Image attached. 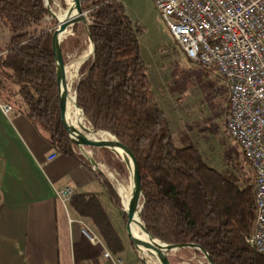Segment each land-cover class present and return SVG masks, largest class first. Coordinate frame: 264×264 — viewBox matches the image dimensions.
Masks as SVG:
<instances>
[{
	"label": "trees",
	"instance_id": "1",
	"mask_svg": "<svg viewBox=\"0 0 264 264\" xmlns=\"http://www.w3.org/2000/svg\"><path fill=\"white\" fill-rule=\"evenodd\" d=\"M81 5L94 53L80 65L76 103L93 128L111 133L136 156L145 196L140 217L146 230L167 244L193 237L216 264H264V256L247 242L254 220L253 181L242 187L230 172L209 166L195 146L175 144L140 56L143 29L124 4L81 0ZM48 14L44 0H0V24L10 33L0 48V98L21 112L56 151L91 169L60 122L51 44L57 22L46 25ZM78 27L73 26L75 36ZM65 45L62 41V53ZM100 150L108 163L123 166L112 151ZM95 175L119 207L111 184ZM69 203L91 220L113 253L124 250L95 194L74 193ZM92 251L84 245L75 254L90 259L98 254ZM194 252L186 248L177 254Z\"/></svg>",
	"mask_w": 264,
	"mask_h": 264
},
{
	"label": "rangeland",
	"instance_id": "2",
	"mask_svg": "<svg viewBox=\"0 0 264 264\" xmlns=\"http://www.w3.org/2000/svg\"><path fill=\"white\" fill-rule=\"evenodd\" d=\"M120 1L131 19L137 21L143 29L138 38L140 56L148 69L151 88L158 104L168 118L175 144L181 147L195 146L209 166L222 173L230 172L238 179L237 182L242 187L253 181V172L245 161L241 148L229 136L225 128L228 89L223 78L215 70L206 69L185 56L171 36L153 0ZM49 4L54 15L63 12L66 8V0H49ZM52 13L46 15L48 17L45 19L46 25H53V19L56 20ZM56 22L54 27L58 24L57 20ZM77 24L79 25L76 32L78 40L75 42L77 36L73 33V28L63 39L66 43L63 57L72 65H79L90 45L82 24ZM2 27L5 26L0 24V45L6 42V36L10 34L7 28L3 33ZM79 78L78 69L71 84L73 94ZM86 122L89 123L87 120ZM77 149L80 154H85L87 158L81 155L89 162L93 171L108 181L116 192L119 207L110 199L102 200L110 222L126 243L125 250L116 254L121 255L131 264H158L151 257L141 256L133 249L125 232L126 215L114 181L103 171V168L107 169L115 179L128 184L130 175L126 165L120 158L123 166L108 163L107 156L98 147L83 149L77 147ZM88 158L94 160L99 169H94ZM77 220L81 229L83 227L89 230L94 229L89 220L83 218H77ZM79 243L82 246L90 244L83 234L80 235ZM74 246H72L73 250ZM194 253L191 255L176 253L177 255L170 256L169 260L171 264H206L196 251ZM71 257L77 264L74 252ZM182 261L185 262L179 263ZM85 264H97V261L91 260Z\"/></svg>",
	"mask_w": 264,
	"mask_h": 264
},
{
	"label": "built area",
	"instance_id": "3",
	"mask_svg": "<svg viewBox=\"0 0 264 264\" xmlns=\"http://www.w3.org/2000/svg\"><path fill=\"white\" fill-rule=\"evenodd\" d=\"M153 2L185 56L215 70L225 81V128L253 172L254 220L247 242L264 256V0ZM0 109L4 114L13 112L1 98ZM73 195L68 186L57 191L65 209ZM68 222L74 219L68 216ZM81 231L100 248L103 262L99 264H131L113 253L101 236L84 227Z\"/></svg>",
	"mask_w": 264,
	"mask_h": 264
},
{
	"label": "crops",
	"instance_id": "4",
	"mask_svg": "<svg viewBox=\"0 0 264 264\" xmlns=\"http://www.w3.org/2000/svg\"><path fill=\"white\" fill-rule=\"evenodd\" d=\"M2 28L4 33L6 27ZM6 37L0 48L10 34ZM50 155L55 156L48 159ZM66 186L74 193L95 194L106 212L102 200L109 196L92 168L56 151L14 107L10 114L0 109V264H75L71 254L83 248L77 218L89 220L91 231L101 236L70 203L64 208L57 191ZM68 216L74 222L69 223ZM87 246L98 254L90 259L75 254L77 264L102 263L100 248Z\"/></svg>",
	"mask_w": 264,
	"mask_h": 264
},
{
	"label": "water",
	"instance_id": "5",
	"mask_svg": "<svg viewBox=\"0 0 264 264\" xmlns=\"http://www.w3.org/2000/svg\"><path fill=\"white\" fill-rule=\"evenodd\" d=\"M45 5L49 13H52L50 10L49 0H44ZM66 17L63 20L57 18L54 15V18L58 21L56 27H54L51 37L52 50L55 58L56 64V83H57V102L59 108L60 122L65 128L68 138L71 143L75 144L78 148L83 149L84 147H98V148H107L113 153H115L122 162L126 165L131 182V191L128 200V209L124 211L126 215L125 222V232L132 243L133 249L137 251L141 256H149L154 259L158 264H171L169 257L176 254L178 251L186 248L195 250L198 255L203 259L206 264H216L209 253L202 247L193 237H186L182 241L176 244H167L160 241L153 235H151L145 228L141 217L140 212L144 205V191L142 188V180L140 167L137 161L136 156L133 151L122 141L118 140L111 133L94 129L89 123L86 122L84 117V125L82 126V133L84 137H78L72 133L71 125L68 119V113L65 105V98L68 93L69 83H68V74H69V63L63 57L61 50V42L63 39H60L59 36L64 32H70L73 26L77 23H81L85 29L87 36L90 41L91 51L86 55L81 63L87 60L94 53V43L88 32L89 22L86 17V11L82 9L81 0H66ZM80 65H78L77 71ZM77 84V83H76ZM74 101L76 103V92L74 91ZM80 108V107H79ZM81 109V108H80ZM82 111V109H81ZM83 113V111H82ZM84 115V114H83ZM121 151H123L126 156H122ZM85 156L84 153H81ZM86 157V156H85ZM87 158V157H86ZM94 169H99L98 164L88 158ZM138 212L140 218V224L143 231L149 237V243H144L140 245L138 243V238L136 233L132 229V223L135 219V214ZM154 240L157 243H154Z\"/></svg>",
	"mask_w": 264,
	"mask_h": 264
},
{
	"label": "bare ground",
	"instance_id": "6",
	"mask_svg": "<svg viewBox=\"0 0 264 264\" xmlns=\"http://www.w3.org/2000/svg\"><path fill=\"white\" fill-rule=\"evenodd\" d=\"M57 18L60 20L65 19L66 17V11L64 10L63 12H58L56 14ZM68 32H64L59 36L60 39H64L67 36ZM91 51V45L88 46L87 53L88 55ZM83 59V58H82ZM78 61V59H77ZM77 68L78 65H72L69 64V74H68V93L65 98V105L68 113V119L69 123L71 125L72 133L78 137H84V134L81 132L82 131V126L84 125V115L79 107L76 106L75 101H74V94L72 93L71 90V84L73 83L76 75H77ZM122 156H126V154L121 151ZM102 167V166H101ZM103 171H105L108 176L114 181V185L117 189L118 195L121 199L123 211L128 209V200H129V195L131 191V182L126 184L123 183V181H118V179H115L112 173H110L107 169L103 168ZM132 229L134 233H136L137 238H138V243L140 245L144 243H149V237L148 235L143 231L141 224H140V218L138 215V212L135 214V219L132 223ZM154 243H157L156 240H154Z\"/></svg>",
	"mask_w": 264,
	"mask_h": 264
}]
</instances>
